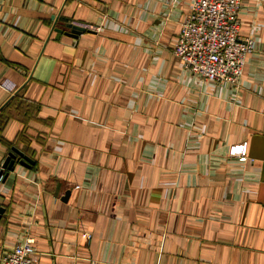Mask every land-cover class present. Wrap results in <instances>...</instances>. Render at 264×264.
Returning a JSON list of instances; mask_svg holds the SVG:
<instances>
[{
  "label": "crops",
  "instance_id": "obj_1",
  "mask_svg": "<svg viewBox=\"0 0 264 264\" xmlns=\"http://www.w3.org/2000/svg\"><path fill=\"white\" fill-rule=\"evenodd\" d=\"M192 2L0 0V259L264 264V0L239 88L173 54Z\"/></svg>",
  "mask_w": 264,
  "mask_h": 264
},
{
  "label": "built area",
  "instance_id": "obj_2",
  "mask_svg": "<svg viewBox=\"0 0 264 264\" xmlns=\"http://www.w3.org/2000/svg\"><path fill=\"white\" fill-rule=\"evenodd\" d=\"M240 0H193L173 54L185 72L217 85L239 88L247 57L255 50L253 37L240 36ZM230 155L247 161V144L232 146ZM5 168L0 165V181ZM34 241L7 251L0 264H35Z\"/></svg>",
  "mask_w": 264,
  "mask_h": 264
},
{
  "label": "water",
  "instance_id": "obj_3",
  "mask_svg": "<svg viewBox=\"0 0 264 264\" xmlns=\"http://www.w3.org/2000/svg\"><path fill=\"white\" fill-rule=\"evenodd\" d=\"M67 27L70 29V32H66L65 34L72 37V38H77L84 31V29L79 28V27H75L73 25H68ZM56 32L58 34L64 33V31L61 29H56ZM15 159H16L15 155L10 154L9 158L6 160L5 164L3 165V168L12 170L13 166H14ZM24 160H26L27 162L30 161L29 159H27L25 157H24ZM69 193L70 192H67L65 194V200L69 198ZM0 214H1V211H0Z\"/></svg>",
  "mask_w": 264,
  "mask_h": 264
}]
</instances>
